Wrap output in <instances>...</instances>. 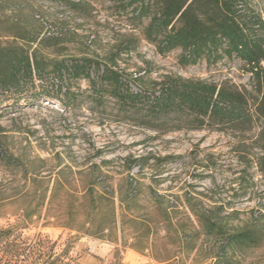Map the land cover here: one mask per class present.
<instances>
[{"label": "rangeland", "instance_id": "1", "mask_svg": "<svg viewBox=\"0 0 264 264\" xmlns=\"http://www.w3.org/2000/svg\"><path fill=\"white\" fill-rule=\"evenodd\" d=\"M74 1L87 3L86 13L73 12L55 0H0V44L17 40L50 58H107L133 39L135 49L122 53L119 61L120 68L133 77L147 71L151 81L173 75L219 85L227 82L240 91H252L251 74L239 59L226 58L213 65L202 60L183 67L179 50L163 56L144 39L142 30L148 19L141 23L120 14L112 0ZM243 5L247 15L261 21L259 32L264 35V0H243ZM23 35L37 42L28 44L27 37L17 38ZM74 89H79L80 95L73 105L63 96H40L17 104L6 100L0 105V233L15 226L10 241L31 251L32 264L43 259H48V264H166L149 252L123 251L120 242L69 229V225H81L83 210L70 222L61 201L45 205L40 218L36 216L24 228L18 221L21 211H34L40 201L36 196L19 198L22 187L36 178L42 187L51 188L59 163L71 166L74 172L99 165L103 174L99 181L108 177L116 198L123 178L139 180L142 186L137 208L141 213L151 212V219L155 215L149 187L152 177L159 174L161 183L153 187L159 194L169 195L177 215L185 210V195L205 209L221 206L226 214L236 211L238 216L230 220L235 226L264 214V177L257 165L259 149L255 143L263 120H256L255 128L245 133L205 126L160 135L123 120L113 102L105 108L96 106L87 81H80ZM248 97L252 106L254 100ZM168 155L174 159L151 168L155 165L153 157ZM140 158L144 170L135 166L128 172L126 165ZM65 177L73 185L84 181L79 175L67 173ZM6 242L0 238L2 264L7 259ZM168 249L172 255L173 248Z\"/></svg>", "mask_w": 264, "mask_h": 264}, {"label": "trees", "instance_id": "2", "mask_svg": "<svg viewBox=\"0 0 264 264\" xmlns=\"http://www.w3.org/2000/svg\"><path fill=\"white\" fill-rule=\"evenodd\" d=\"M55 1L80 14L86 13L88 7L82 1ZM112 2L120 14L141 23L148 19L142 30L144 39L163 56L179 50V63L183 67L202 60L213 65L226 58L239 59L251 74L252 91H240L227 82L219 85L173 75L151 81L147 71L133 77L119 64L122 53L135 49L137 42L133 39L107 58H50L15 40L0 44V105L6 100L17 104L40 96H63L73 105L80 95L79 89H74L76 84L87 81L96 106L105 108L113 102L123 120L160 135L205 126L245 133L255 128L256 120L264 121V35L259 32L261 21L241 9L243 0ZM27 36L17 38L25 40ZM27 41L36 43L37 39L27 37ZM248 95L254 100L252 106ZM255 143L259 149L257 165L264 177V126ZM56 156L61 158L59 153ZM141 159H132L126 165L127 171L135 166L144 170ZM173 159L170 155L153 157L155 165L151 168ZM56 171L51 188L42 187L36 178L22 187L19 198L36 196L40 201L34 211H21L18 221L24 228L36 216L40 218V209L45 205L50 207L61 201L68 221L83 210L81 225H67L69 229L115 244L120 242L123 251L129 248L142 254L149 252L160 263L187 264L190 260L191 264H264V214L235 226L230 220L238 216L236 211L226 214L221 206L205 209L193 203L192 196L185 195V210L177 215L169 195L159 194L153 187L161 183L159 174L152 177L149 187L155 215L151 219V212L141 213L137 208V193L142 186L139 180L123 178L116 198L108 177L99 181L103 175L99 165L74 172L71 166L59 163ZM67 173L79 175L84 181L73 185L65 177ZM159 227L164 233L162 237ZM14 229L15 226H10L0 233V238L7 241L5 264H32L31 251L10 241ZM169 246L174 250L172 255ZM3 259L0 255V264ZM47 260L37 264H48Z\"/></svg>", "mask_w": 264, "mask_h": 264}]
</instances>
